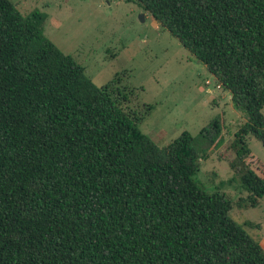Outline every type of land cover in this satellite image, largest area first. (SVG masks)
<instances>
[{
    "label": "trees",
    "instance_id": "1",
    "mask_svg": "<svg viewBox=\"0 0 264 264\" xmlns=\"http://www.w3.org/2000/svg\"><path fill=\"white\" fill-rule=\"evenodd\" d=\"M135 1L244 113L225 160L256 206L264 177L243 136L264 146V0ZM45 18L0 0V264H264L231 200L196 177L224 143L222 115L159 147L119 80L96 85Z\"/></svg>",
    "mask_w": 264,
    "mask_h": 264
},
{
    "label": "rangeland",
    "instance_id": "2",
    "mask_svg": "<svg viewBox=\"0 0 264 264\" xmlns=\"http://www.w3.org/2000/svg\"><path fill=\"white\" fill-rule=\"evenodd\" d=\"M11 1L24 15L34 9L45 13V34L96 85L119 80L115 88L128 93L122 108L135 113L139 129L159 147L183 131L196 134L221 114L224 143L200 159L196 177L208 191L218 188L231 200L230 216L264 249V196L251 206L239 181H229L233 173L225 160L233 156L227 145L245 115L232 107L230 93L200 60L135 0ZM243 141L251 152L246 161L264 177V146L250 133Z\"/></svg>",
    "mask_w": 264,
    "mask_h": 264
},
{
    "label": "built area",
    "instance_id": "3",
    "mask_svg": "<svg viewBox=\"0 0 264 264\" xmlns=\"http://www.w3.org/2000/svg\"><path fill=\"white\" fill-rule=\"evenodd\" d=\"M219 87V85H217Z\"/></svg>",
    "mask_w": 264,
    "mask_h": 264
}]
</instances>
